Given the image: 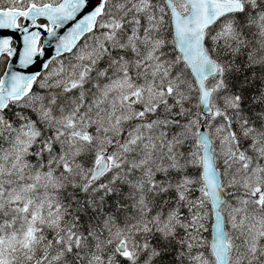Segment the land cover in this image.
<instances>
[{"label":"snow or ice","instance_id":"1","mask_svg":"<svg viewBox=\"0 0 264 264\" xmlns=\"http://www.w3.org/2000/svg\"><path fill=\"white\" fill-rule=\"evenodd\" d=\"M0 264H264V0H0Z\"/></svg>","mask_w":264,"mask_h":264}]
</instances>
